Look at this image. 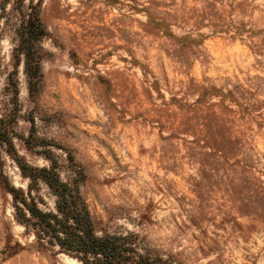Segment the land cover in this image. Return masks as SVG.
Masks as SVG:
<instances>
[{
    "label": "clouds",
    "instance_id": "obj_1",
    "mask_svg": "<svg viewBox=\"0 0 264 264\" xmlns=\"http://www.w3.org/2000/svg\"><path fill=\"white\" fill-rule=\"evenodd\" d=\"M16 3L0 14V264H264V218L189 215L206 198L174 187L170 131L125 105L119 41L90 34L78 0Z\"/></svg>",
    "mask_w": 264,
    "mask_h": 264
},
{
    "label": "rangeland",
    "instance_id": "obj_2",
    "mask_svg": "<svg viewBox=\"0 0 264 264\" xmlns=\"http://www.w3.org/2000/svg\"><path fill=\"white\" fill-rule=\"evenodd\" d=\"M7 2L0 0V14ZM78 3L88 13L90 34L119 41L114 51L132 56L117 72L123 101L170 131L171 143L158 147L175 156L174 187H195L206 198L187 209L191 218L200 219L203 204L221 202L229 213L264 218V0ZM135 67L143 80L136 78ZM206 87L231 93L239 108L221 98L207 96L200 102ZM161 88L167 96L159 95ZM9 103L3 102L4 116L11 112ZM6 187L0 174V193Z\"/></svg>",
    "mask_w": 264,
    "mask_h": 264
},
{
    "label": "trees",
    "instance_id": "obj_3",
    "mask_svg": "<svg viewBox=\"0 0 264 264\" xmlns=\"http://www.w3.org/2000/svg\"><path fill=\"white\" fill-rule=\"evenodd\" d=\"M18 94H19V92H18V88H17V96L15 98L17 103H18ZM207 96L213 97V98L226 99V101L230 102L232 105L239 108V105H237L238 103L233 99L231 93L224 94L222 91L217 90L215 87L202 88V94H200V97H201L200 102H205ZM10 113L11 112H9V114ZM6 123H7L6 119H0V124H6ZM7 132H8L7 127L0 129V139L3 138L2 135H7ZM8 151L12 152L11 146L9 147ZM13 155H14V153H13ZM17 162L20 164V167L22 168L24 175H30L31 174V171L29 169L25 168L23 166L22 162H20V161H17ZM1 184L3 186V183H1ZM8 191H12V189L10 187H6V192H8ZM14 198H17L15 193H14Z\"/></svg>",
    "mask_w": 264,
    "mask_h": 264
}]
</instances>
